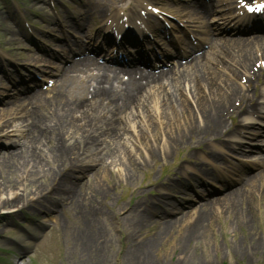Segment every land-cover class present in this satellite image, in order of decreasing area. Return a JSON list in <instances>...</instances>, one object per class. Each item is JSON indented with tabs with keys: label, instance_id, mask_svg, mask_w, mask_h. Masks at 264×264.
<instances>
[{
	"label": "rangeland",
	"instance_id": "obj_1",
	"mask_svg": "<svg viewBox=\"0 0 264 264\" xmlns=\"http://www.w3.org/2000/svg\"><path fill=\"white\" fill-rule=\"evenodd\" d=\"M88 1L86 8L92 10L115 0ZM165 1L154 0L151 4L164 5ZM0 2V60L7 64L2 65L5 72L0 64V87L15 89L18 69L23 65L29 68L39 55L44 56V46H50L48 34L54 35L52 31L57 27L49 22L43 0H21L20 9L17 3L6 6ZM86 2L83 0V4ZM64 4L69 6L68 2ZM65 5L63 10L68 12ZM72 14L68 13L63 25L75 31L77 26L72 22L78 16ZM22 16L27 17L32 34L44 46L23 36L26 34L16 18ZM51 48L60 52L63 47ZM250 55H255L254 51ZM236 59L231 56L218 62L214 77L207 79L209 87L201 81L190 82L189 86L179 84L181 105L186 111L165 109V97L150 92L145 105L121 115L119 142L108 132L112 129L94 128L91 116L85 118L87 121L74 122V126L59 124L50 106H39L41 110L35 113L24 109L21 117L8 120L9 126L3 123L0 131L21 135L20 145L26 138L28 143L22 145L35 153L21 170L10 174L13 166L5 163L0 171V186L4 188L0 192V203L4 201L0 206V249L8 252L0 250V264H264V182L258 180L251 186L252 191L244 190L246 195L234 203L233 209L229 207L231 212L225 205L211 212L213 217L204 225L211 224L204 239L195 233L190 240L177 230L155 242L162 226L155 216L158 204L174 199L181 200L179 205L192 201L194 207L188 208L191 216L197 196L207 193L202 182L210 172L215 178L219 170L241 168L232 159H239L240 154H233L224 142L234 137L227 129L241 120L236 123V115L230 117L235 110H224V104L216 106L212 97L217 87L222 92L218 98L225 96L227 87H233V95L240 90L243 77L235 82L236 65L230 63ZM259 62L253 61V71L263 70L264 75V61L261 65ZM68 89L61 93L63 102L84 96L82 82ZM5 93L0 88V95L7 98ZM231 96L224 102L228 100L229 104ZM238 104L234 102L235 107ZM103 114H107L106 109ZM45 118H49V125L60 129L49 139H44L39 128V121ZM222 132L225 134L220 138ZM0 145L6 148L0 151L2 161L17 148L7 140H1ZM178 207L183 213L188 210ZM238 207L242 218L239 224L233 213ZM202 222L198 221L200 225ZM45 226L48 233L34 255L20 260V251L29 248L31 238Z\"/></svg>",
	"mask_w": 264,
	"mask_h": 264
},
{
	"label": "bare ground",
	"instance_id": "obj_2",
	"mask_svg": "<svg viewBox=\"0 0 264 264\" xmlns=\"http://www.w3.org/2000/svg\"><path fill=\"white\" fill-rule=\"evenodd\" d=\"M253 46H257L259 49V51H258L259 53L257 55H259L260 57H257V58L259 60H261V62H259V65H261L264 61V40H260V41L254 40L252 42H232V41H230V42L218 43L216 45V48H215L216 50H214V52H213V54L217 53V56L214 57L212 59V61H214L215 63H218V60L221 57H227L228 58L231 56H235L237 59L231 61L230 63H232L233 65H236V69L234 68L237 71L236 73L238 75L236 81L239 78H241L242 76H244L245 81H247L249 84L252 77L260 74V72H258V74L249 73V72H251V70H253L252 66L256 62L255 61L253 63V61L256 59V57L254 58V57H252V55H250V53L252 52L251 47H253ZM213 54H212V56H213ZM210 71H212V70L207 67V62L206 63L197 62V63L191 65L189 68H187L186 71H177V72H181V73L185 72V74L183 76L181 75L179 78L176 77V79H179V80L186 79L188 82L191 81V83L201 81L199 79H202L203 81H201V82H203L206 86H208L209 82L207 81V77L208 76L209 77L214 76L212 74V72H210ZM191 73H193V74H191ZM200 75L201 76L203 75V76L201 78H198ZM235 82H233V83H235ZM233 83H231V84H233ZM138 86H139V83L137 82L135 77H130L126 83L121 84V88L119 90L120 98L125 101L128 98L132 97L134 94H138V92L136 91ZM114 88H116V87H114ZM217 88H214L213 92H212V97L214 98L213 101L215 100L216 106L218 104H224L223 108H225L227 106H228L227 109H229L230 107L234 108V106H233L234 102L233 101L238 100V101H240V103H242L243 100L246 99L245 98L246 94L241 96V92H240L241 90H236V92L233 95L234 90H233L232 86L225 88L226 89L225 92H227V93L225 94L224 97L218 98V95L222 92L220 90H217ZM167 94H169V93H167ZM210 94H211V91H210ZM231 95H233V96H231ZM230 96L232 98H231L229 104H227L228 100L226 102H224V100H225V98L228 99ZM165 97H166V99L163 102V106L165 109L186 111L185 108H182L181 101L178 99V97L175 94H169ZM219 101H220V103H219ZM80 106L74 105L73 107L68 106L67 108H65V105L62 106V108L60 109V116L64 120L65 124H68V121L73 122L75 112H77L78 108L79 109L83 108V111H84V113H82L83 116H85L87 113L90 114L93 111L95 113H97V111L99 109V108H96L94 110V108L97 105L92 104V103H87L85 105H82V107H80ZM21 108H22V105H19V106L17 105V107L15 106L12 109H11V107H10V109L5 108L6 111L0 112V122L3 121L6 117H8L11 113H13V112L17 113V111L21 110ZM95 113H94V115H95ZM83 118H85V117H83ZM44 123H45V121H40L39 125L44 124ZM43 127H44L43 133H46V131H50V130L52 131V128L50 129L46 125H44ZM58 145H60V143L57 141L56 147H58ZM132 152L137 153V152H134V149H132ZM34 153L35 152H33V150H31L29 147L28 148H20L12 156L5 158L3 161L0 162V171H1V169H3L5 163H6V165H12L13 166V169L11 170L10 174H12V172H16V171L21 170L22 168H24L25 163L26 162L28 163V159H30L32 156H34ZM123 164L126 165L125 162H123ZM4 177H6V176H4ZM3 181H5V178L2 179V182ZM251 183L248 185V187L250 186V188H248L249 191H252L251 186H253L252 184L254 182L252 184ZM2 190H4V188H2L0 186V192ZM246 192L245 193L241 192L238 194L231 195L230 197L224 199L223 204L231 205L232 207L235 206V204H236L235 202L237 200L239 201L240 198H242L244 196V194L246 195ZM3 203H4V201L0 203L1 204L0 206H4V205H2ZM87 208L88 207H86L85 210H87ZM210 209H213V208L210 207ZM240 210H242V207L240 208ZM163 212H164V210H163ZM233 213H234V221H237L236 223L239 224L238 222L241 221V219H242L241 215H239V207L236 210L234 209ZM250 213H251V211H250ZM195 215H196L195 218L193 217V215H191L190 217H187V218L180 220L178 222L167 221L166 223H162L160 234H157L158 240H156L155 242H160V240L162 238H165V235H168L169 233H174L177 230H180L182 232V234L185 237H187V239L190 238V240L193 238V236H194L193 234H195V233H197L198 238H203L204 235L208 234L206 232V230L210 228L211 224H209L208 227H205L204 225L210 221V219L213 217V213L212 214L211 213L210 214L205 213L204 215H201V219L203 220V223L201 225L198 223L199 220H197V218H199L200 215H198V213H196ZM211 229H213V228H211ZM210 232H214V230H211ZM148 243L151 244L150 241H148Z\"/></svg>",
	"mask_w": 264,
	"mask_h": 264
},
{
	"label": "snow or ice",
	"instance_id": "obj_3",
	"mask_svg": "<svg viewBox=\"0 0 264 264\" xmlns=\"http://www.w3.org/2000/svg\"><path fill=\"white\" fill-rule=\"evenodd\" d=\"M264 9V5H258L255 10H261ZM253 10L252 8H249V11Z\"/></svg>",
	"mask_w": 264,
	"mask_h": 264
}]
</instances>
